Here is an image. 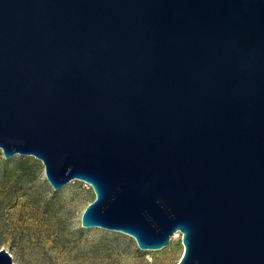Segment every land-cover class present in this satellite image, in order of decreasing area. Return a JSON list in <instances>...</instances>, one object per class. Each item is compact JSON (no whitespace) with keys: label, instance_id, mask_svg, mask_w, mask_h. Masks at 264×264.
I'll return each mask as SVG.
<instances>
[{"label":"water","instance_id":"water-1","mask_svg":"<svg viewBox=\"0 0 264 264\" xmlns=\"http://www.w3.org/2000/svg\"><path fill=\"white\" fill-rule=\"evenodd\" d=\"M0 149L88 183L83 228L264 264V0H0Z\"/></svg>","mask_w":264,"mask_h":264},{"label":"rangeland","instance_id":"rangeland-1","mask_svg":"<svg viewBox=\"0 0 264 264\" xmlns=\"http://www.w3.org/2000/svg\"><path fill=\"white\" fill-rule=\"evenodd\" d=\"M95 198L90 185L71 180L54 190L42 163L29 155L3 156L0 149V249L14 264H177L181 240L140 250L118 231L80 225Z\"/></svg>","mask_w":264,"mask_h":264},{"label":"built area","instance_id":"built-area-1","mask_svg":"<svg viewBox=\"0 0 264 264\" xmlns=\"http://www.w3.org/2000/svg\"><path fill=\"white\" fill-rule=\"evenodd\" d=\"M173 239H179L181 240L182 239V233L180 231H176L173 236L171 237V240Z\"/></svg>","mask_w":264,"mask_h":264}]
</instances>
